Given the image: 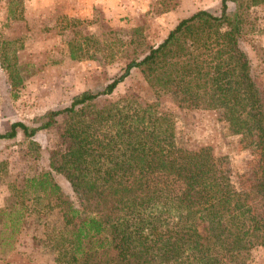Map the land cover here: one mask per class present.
<instances>
[{
	"label": "trees",
	"instance_id": "obj_1",
	"mask_svg": "<svg viewBox=\"0 0 264 264\" xmlns=\"http://www.w3.org/2000/svg\"><path fill=\"white\" fill-rule=\"evenodd\" d=\"M258 4L264 0H221L219 14L192 13L102 92L81 93L68 108L49 112L40 127L14 123L0 134L12 139L20 130L31 138L67 117L65 149L51 152L50 170L27 179L22 190L60 214V226L45 231L43 241L58 264H227L264 246V96L239 43L249 23L246 9ZM132 69L180 108L222 112L252 155L239 187L225 158L210 148L176 146L171 115L157 103L124 96L97 107L96 100L112 95ZM53 172L88 203L76 207ZM23 209H0L11 235ZM38 214L42 223L44 213Z\"/></svg>",
	"mask_w": 264,
	"mask_h": 264
},
{
	"label": "rangeland",
	"instance_id": "obj_2",
	"mask_svg": "<svg viewBox=\"0 0 264 264\" xmlns=\"http://www.w3.org/2000/svg\"><path fill=\"white\" fill-rule=\"evenodd\" d=\"M235 8L228 2L229 11ZM198 10L219 14L221 0H0V134L14 123L40 127L49 112L68 108L81 93L102 92L127 64ZM246 13L249 23L239 43L264 96V4L248 7ZM124 96L139 104L157 103L171 115L176 146L188 151L210 148L225 158L230 180L239 187L252 155L241 146V137L230 132L221 111L180 108L170 96L151 90L136 69L112 95L95 103L101 108ZM66 121L65 115L58 116L31 138L17 130L16 137L0 139V209L24 207L19 230L12 235L8 215H0V264H58L57 253L43 241L45 231L60 226V214L47 211L45 201L28 199L22 190L27 179L50 170L51 152L65 149ZM53 176L76 207L81 200L88 203L63 175ZM38 212L44 213L45 222H39ZM229 263L264 264V246L244 250Z\"/></svg>",
	"mask_w": 264,
	"mask_h": 264
}]
</instances>
